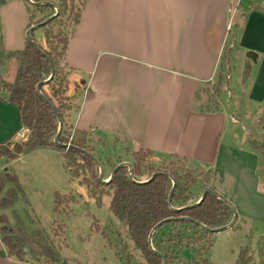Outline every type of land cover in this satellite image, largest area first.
Returning a JSON list of instances; mask_svg holds the SVG:
<instances>
[{"label":"crops","instance_id":"0c3cea01","mask_svg":"<svg viewBox=\"0 0 264 264\" xmlns=\"http://www.w3.org/2000/svg\"><path fill=\"white\" fill-rule=\"evenodd\" d=\"M83 1L64 58L81 86L69 112L72 130L90 141L109 137L154 157L184 158L212 173L210 186L236 218L251 212L264 219L261 154L251 144L259 141L249 137L250 148L233 141L237 119L230 115L228 126L221 102L204 111L207 87L227 54L233 62L234 53L245 54L240 70L249 61L244 83L252 79L247 100L264 101V0ZM5 97L1 92L0 143L26 135ZM0 264L33 263L8 256L0 239Z\"/></svg>","mask_w":264,"mask_h":264},{"label":"rangeland","instance_id":"374dc122","mask_svg":"<svg viewBox=\"0 0 264 264\" xmlns=\"http://www.w3.org/2000/svg\"><path fill=\"white\" fill-rule=\"evenodd\" d=\"M32 3L45 1L53 3L58 10V19L42 31L36 28L33 35L37 42L45 47L43 32L60 34L63 42L71 32L76 16L79 14L83 0H30ZM27 0H0V84L12 86L18 66L17 53L24 48L27 40V25L31 21L41 22L55 13L53 8L38 9ZM232 22V21H231ZM232 24V23H231ZM225 55L218 69L216 79L207 87L210 109L215 105L224 106L228 116V126L232 125L229 116L236 119L234 142L250 148L249 137L261 142L264 140V101L254 103L247 100V93L252 82L250 78L245 84L241 82L240 70L242 53ZM229 59L230 64L226 62ZM244 67V65L242 66ZM60 72L67 80V91L64 94L70 100L71 110H76L80 94V79L77 80L71 70L59 65ZM3 69V70H1ZM240 75V76H239ZM220 77V82L218 79ZM47 92L49 90L45 88ZM204 95L201 96V98ZM214 103V104H213ZM238 110L236 112L235 110ZM70 110V111H71ZM260 123L261 127L255 128ZM65 131L72 133L70 120H65ZM24 136H20V141ZM70 141V137L68 139ZM93 148L95 159L100 164L102 173L107 176L110 165L122 160L121 163L131 162L134 151L124 141H113L105 137L101 141L89 142ZM243 147V148H246ZM257 173L264 174V156L258 155ZM168 159L151 157L150 164L161 169L166 166ZM189 165V164H188ZM191 166V165H189ZM195 168V174L206 177L208 171ZM6 172L17 179L20 192L14 205L0 209L14 235L25 238L32 232H40L48 241L49 246L57 252L58 262H47L39 255V248L26 242V259L36 264H145L140 252L130 239L126 226L115 218L109 208L110 193L108 189L96 190V198L89 189L81 185V177H71L63 167V160L58 152L37 150L18 155L13 159L0 158V173ZM260 176V174H259ZM109 176L103 180H107ZM11 185H7L5 190ZM193 200L201 191V185L192 187ZM58 193L68 199L53 211L54 194ZM99 196V197H98ZM98 200V201H97ZM261 215L249 212L248 215H238L232 227L209 234V244L201 250V256L208 264H235L240 251L249 247L256 251L264 244V219ZM62 227V236H55L56 227ZM192 232V231H191ZM165 247V245H162ZM179 263L190 264L195 257L193 247L172 246ZM260 257L254 258L256 264ZM35 260V261H34Z\"/></svg>","mask_w":264,"mask_h":264},{"label":"trees","instance_id":"16d2710c","mask_svg":"<svg viewBox=\"0 0 264 264\" xmlns=\"http://www.w3.org/2000/svg\"><path fill=\"white\" fill-rule=\"evenodd\" d=\"M38 2L46 3L45 1ZM37 7L41 10L52 8L47 4ZM80 11L64 42L59 33L53 34L44 31L45 47H42L33 35L34 30H31L32 41L26 40L24 48L17 53L19 66L13 85L0 84V93L7 92V97L2 98V101L13 104L17 108L20 129L26 131L25 137L20 141L11 143L7 140L0 143V158L13 159L36 149L55 150L61 155L63 166L68 174L71 177H81L79 183L86 186L93 197L96 198V190H100V193L103 194L102 188L108 189L111 196L110 211L126 226L128 235L135 248L140 252L145 264H163L161 258L149 250L147 238L158 223L168 218L171 220L162 222L153 232L151 240L152 247L164 255L165 263L177 264L176 262L179 261L176 253L172 251V246L176 245L195 249V257L192 258L190 264H208L202 258L201 250L205 248L206 244H209L210 233L199 228L193 221L213 229L227 225L232 218L231 212L210 194H206L195 206L189 207L199 200L205 189H212L210 186L212 173L210 171L206 177L200 178L195 174V168L189 166L184 158L177 155L162 156L169 162L165 167L157 169L150 164L154 153L147 149L137 148L131 153V162L129 163L130 176L133 181L128 178V168L125 165L117 167L123 162L119 160L110 165L107 176L113 172L112 178L107 184H101L97 180L99 170L94 161L93 148L89 144V135L79 130H72L71 134L65 131V120L69 117L71 99L64 96L68 80L60 72L59 65L62 62L66 67L65 52L73 29L78 23ZM58 17L57 15L39 28L42 31L45 30L46 26H51ZM39 23L31 21L27 25V29ZM36 46L44 55L36 49ZM51 69H53L51 79L43 83L50 76ZM68 70L71 69L68 68ZM217 82H220V77ZM38 85L39 91L37 90ZM208 105L204 111L218 110L217 105L212 109ZM57 117L61 121V131L57 138L60 145L53 142L59 127ZM69 137L70 141H68ZM67 144H69L68 147L62 146ZM251 144L264 156V140L261 142L252 141ZM153 173L156 174L150 181L139 183L149 179ZM107 176L102 173V179ZM172 181L174 189L169 196ZM198 184L201 185V191L198 197L193 200L191 189ZM7 185L11 186L5 190ZM19 192L20 188L16 177L1 172L0 209L12 207ZM54 197L53 211L58 213L60 206L65 204L64 202H67L68 199L64 201L65 196L58 193H55ZM53 233L55 236H62L61 225L56 227ZM0 239L7 250V255L18 260H23L27 254H32L30 251L24 252L26 242L37 246L40 250L39 255L44 257L47 262L57 263L59 260L57 252L49 246L47 239L40 232H32L25 238H20L14 235L4 215H0ZM256 256L260 257L256 264H264V244L256 251H251L249 247L243 248L235 264H253ZM60 264L66 263L61 261Z\"/></svg>","mask_w":264,"mask_h":264},{"label":"water","instance_id":"95a60500","mask_svg":"<svg viewBox=\"0 0 264 264\" xmlns=\"http://www.w3.org/2000/svg\"><path fill=\"white\" fill-rule=\"evenodd\" d=\"M27 1H29V2H31L30 0H27ZM32 3V2H31ZM32 4H35L36 6H40V5H42V4H47V5H49L50 7H52L53 9H54V11H55V13L54 14H52L51 16H49L48 18H46L45 20H43V21H41L39 24H37V25H34V26H32L30 29H28L27 31H26V37H27V40H29V41H32V38H31V36H30V31L31 30H34V29H36V28H39L40 26H43V25H45V24H47L48 22H50L52 19H54L57 15H58V10L56 9V7L54 6V4H52V3H50V2H46V3H41V2H36V3H32ZM34 43V42H33ZM36 49L42 54V55H44V53L36 46ZM247 58L248 59H250L251 61H255V55L253 54V53H247ZM1 70H3V69H1ZM249 70H250V62L249 61H246L245 62V64H244V67H243V71H242V73H241V82L242 83H244V81L246 80V78L248 77V74H249ZM52 72H53V69H51V74H50V76L48 77V79H46L45 81H43V83H46V82H48L50 79H51V77H52ZM37 90L39 91V85L37 86ZM41 97L44 99V97L41 95ZM57 120H58V124H59V127H58V129H57V132H56V136L54 137V139H53V142L55 143V144H57V145H60L58 142H57V138H58V136H59V134H60V131H61V127H60V125H61V121H60V119L57 117ZM62 146H66V147H68L69 146V144H67V145H62ZM94 161L97 163V165H98V170H99V172H98V178H97V180H98V182L99 183H101V184H107L108 182H109V180L112 178V175H113V172L110 174V176H109V178L107 179V180H103L102 179V170H101V167H100V164L98 163V161L96 160V159H94ZM121 165H125L127 168H128V178L131 180V181H133L132 180V178H131V176H130V164L129 163H120L119 165H117V167H119V166H121ZM155 174L156 173H153L150 177H149V179H147V180H145V181H142V182H139V183H144V182H148V181H150L154 176H155ZM172 180V179H171ZM173 189H174V183H173V181H172V185H171V189H170V192H169V196L171 195V193H172V191H173ZM206 194H210V195H212L214 198H216L222 205H224L230 212H231V214H232V218H231V220H230V222L227 224V225H225V226H222V227H218V228H213V229H211V228H208V227H206V226H204V225H202L201 223H199V222H197V221H193V223L194 224H196L197 226H199V228H201V229H203V230H205V231H207V232H209V233H215V232H219V231H221V230H224V229H227V228H230V227H232L233 226V224L235 223V220H236V212H235V210L228 204V203H226L223 199H221L212 189H210V188H207V189H205L202 193H201V196H200V198H199V200L198 201H196L194 204H192V205H190L189 207H192V206H195L196 204H198L205 196H206ZM183 220H189L188 218H182ZM168 220H171V218H168V219H165V220H163L162 222H165V221H168ZM162 222H160V223H158L151 231H150V233H149V235H148V238H147V243H148V248H149V250L152 252V253H154L155 255H157L158 257H160L161 258V260H162V263L163 264H166L165 263V257H164V255L162 254V253H160V252H158V251H156L153 247H152V235H153V232L155 231V229L162 223ZM24 250V252H26V249L24 248L23 249Z\"/></svg>","mask_w":264,"mask_h":264}]
</instances>
